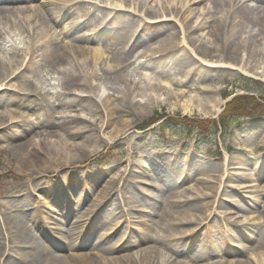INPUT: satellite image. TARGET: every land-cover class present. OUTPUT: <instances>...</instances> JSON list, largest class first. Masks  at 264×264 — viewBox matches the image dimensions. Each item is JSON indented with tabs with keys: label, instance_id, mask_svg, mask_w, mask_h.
<instances>
[{
	"label": "rangeland",
	"instance_id": "1",
	"mask_svg": "<svg viewBox=\"0 0 264 264\" xmlns=\"http://www.w3.org/2000/svg\"><path fill=\"white\" fill-rule=\"evenodd\" d=\"M121 1L123 0H58L57 2H60L64 8L63 12L61 10L60 22L57 26L52 21L49 22V19L47 20L49 29L39 32L34 28L35 25H39V20L34 19L36 14L34 17L33 15H18L17 23L26 27L27 30L11 32L8 26L7 30L0 33V74H3L4 71L8 72L5 67L6 63L11 64V68H13L12 63L16 59H24L20 69L30 66L22 78L24 81L22 84L33 81L36 91V93L27 95L26 90H19L16 86L10 85L13 82L10 81V77L6 78L7 80L2 85L9 91L5 94L22 93L24 97H20L22 98L20 100L32 101L24 113L16 114L19 115L14 120L9 119L16 111L12 110L14 107L8 105L10 103L7 101L0 104V228L2 227L0 244L4 249L16 244L22 246L30 243L37 246V242L38 244L44 242L41 230H39L41 222L37 218L33 220L32 215L36 217V214H42L44 221L49 218L54 221L56 218L63 224L62 220L65 218L63 215H59V212L68 205V202L70 204L73 200V206L77 209L87 207L91 192H94L93 194L101 193L111 174L113 177H119L120 171H126V174L119 183V192L113 195L119 206L121 199L126 200L131 196L135 200H151V197L140 194L138 189L131 190L130 193L132 185L129 183L131 182H126V178L132 175L137 176L138 179L146 177L148 180L147 175L150 174L151 181L153 177L157 184L161 183V186H165L162 191L169 192L173 189L176 192L179 190L178 187L180 190L188 191L189 189V195L192 197L208 196V200H213V202L210 201V204L214 208H217L218 203L221 202L222 205L217 211L221 212L227 209L232 212L230 215L236 217L238 226L249 223L264 224L263 218L259 219L260 213H263L261 212L262 202H256L257 195L264 201L260 194L264 190V116L231 120L229 128L222 130V134L218 133L217 135L219 145L213 143L211 148L207 144L197 146V143L203 139L199 136L201 130L197 128L188 132L182 128L162 132L157 128L159 124L156 127L151 126V128L139 126L144 119L149 118L155 112H165L177 117L180 114V116L212 119L217 112L207 114L202 107L207 109V104L213 99H217L219 107L222 108L226 100L235 94L251 89L256 93L260 92L257 89L260 85L249 78L264 82V0L259 2L249 0L247 2L254 11L248 15L250 16L248 20L236 27L235 35L232 34L228 25L225 26L230 21L227 16V11L231 10L230 5H225L224 8H214L213 4H217L218 0H200L199 3H196L194 6L212 10L211 15L201 17V21L206 23L205 33L211 37V42L200 41L202 46L200 42H197L193 46L196 52L183 41V35L180 32L181 13L179 17H175V20L157 17L145 20L146 17L142 18L136 12L110 9H114V6L111 5L113 2ZM95 5L100 9H110H105L106 13L113 11L112 14L106 15L107 20L114 16L112 21L123 22V25L103 29L102 19L104 16L101 15L102 19L96 17L89 23L76 25L67 34L66 30L73 24L85 22L83 17L79 19L80 15ZM52 6L54 11L59 13V6ZM48 7L43 14L47 12ZM6 16L10 17L8 14ZM195 24L191 23V25ZM102 29L101 39L105 46L117 48L111 52L110 56L121 58L120 60L124 64H131L135 61L131 68L120 71L119 79H117L113 74L108 73L101 63L93 64L92 62L93 65L88 63L86 67L82 68L85 70L84 74L87 75V71L92 68L96 69L99 74L98 79L90 78L88 87L74 85L67 80V76H58L55 62L62 59L60 54L63 53V46L69 54L75 53L72 48L84 46L86 43L85 40L79 38L88 32H94L84 37L91 41ZM142 29L147 33L160 32V34L153 38L145 36L138 41V46L132 53L126 55L123 52L122 54L120 50L129 49L137 39L136 32H140ZM171 32L177 34L174 52L156 57L159 61L151 63L149 68L145 64L148 57L138 58L140 53L145 54L146 50L153 46L155 40L161 39L162 36L166 38V35L168 36ZM194 36L196 37L197 33ZM19 52L21 55L15 59L14 54ZM78 55L74 54L73 56L77 57ZM185 57L188 58L184 60ZM182 61H190V65L180 68L179 63ZM16 64L18 65V62ZM186 68L192 73L189 77H184L181 73ZM153 69L165 73L176 72L179 82L176 83L177 87L174 92L177 96L168 97L162 92H154L147 86V83L156 74ZM80 80V82H85L84 77H81ZM7 82H9L8 85ZM208 83L215 85L218 90L207 92L200 89L202 84ZM135 87L138 88V91L134 89L138 93L135 98L130 99L131 104L123 102L124 111L121 115L119 112L115 116L112 115L111 112L103 108L101 101L100 104H88L90 97L99 101L103 94L116 95L121 89L130 92ZM192 87L198 88V93ZM262 88L264 91V87ZM2 92L0 91V98L4 95ZM154 95L157 100L153 104H144L145 100ZM193 99H200V106L191 102ZM112 100H114V104L117 103L114 97L111 98ZM189 104L190 108H187ZM5 117V121H8L2 124ZM78 117L86 119L88 123L80 122L77 120ZM63 121L65 122L62 124ZM27 122L33 123V127L22 137H16ZM69 126L74 128L68 131ZM74 130H80L82 134L72 133ZM213 131L212 127L206 129V133L212 136ZM52 135L54 136L51 137ZM58 139L65 143V160L62 159V155L56 154L52 146L53 140ZM73 141L83 144L84 147V149H78L75 158L71 153ZM25 142H30L32 147L37 148L36 164L40 166V173L34 171L35 173L30 174V167L26 165L21 152L14 147L16 144ZM108 149L110 150L105 157H99ZM174 160L175 162L171 164ZM169 164L172 166L170 167ZM141 165H143L142 168L139 167ZM242 166L245 168L240 169ZM130 168L132 173L129 175ZM224 168L225 170L228 168L234 175L228 177ZM122 181L124 182L122 183ZM208 185L215 186L216 190L206 189ZM87 190L88 200L84 203L80 201L81 204H79L77 197ZM154 190L157 189L151 188L147 192H157ZM166 197L168 199L169 195ZM43 200L49 206L48 208L42 206L41 201L43 202ZM4 202L12 204L13 209L20 208L18 212L13 211L11 214L21 216L30 231L26 228H18L17 232L9 231L8 236L4 228L5 218L2 215L7 214L8 217L11 215L1 207ZM150 202L156 203L157 208H161V202L156 199H152ZM234 203H238L242 208L236 209ZM22 204L25 206H21ZM149 204L146 202L145 207L150 206ZM137 206L144 207V205ZM170 208L171 210L175 209V204H171ZM109 209H111V205L105 211L111 213ZM119 210L122 215L109 222L117 223V228H120L122 224L126 226L124 213H129L121 208ZM204 210L207 214L211 213L208 207ZM101 214L103 213L100 212L97 215V218L99 216L98 220L96 218L97 222L100 221ZM146 214L148 215V213ZM129 215L132 216L130 219L133 223L129 221L125 230L118 229L120 234L117 237H120L125 231L130 234L132 225H137L139 229L142 228L137 221L139 220L137 214L130 213ZM149 216L151 215H148L147 218ZM109 223L106 221L103 225L96 227L98 229L97 236L110 227ZM216 224L217 219L214 218L211 224L214 229L217 228ZM93 225L89 227L90 231H84L82 239L86 244L84 249L92 248V251L97 252V250H93V245H87V235L92 233ZM32 226L36 227L34 233L31 230ZM199 227H202V224ZM218 228L221 232L219 236L208 237L206 234V244L213 246V249H205L200 234L186 239L179 238L173 242L174 247L177 244L186 247L182 254L171 248L163 249L167 258L172 255L170 264H179L180 261L181 264H209L212 261L223 260L220 257L222 253H218L221 250L220 245H222L219 241L229 244L230 238L233 237L227 238V233L223 231L222 227ZM159 230L158 232H162V234L167 233L163 227H159ZM172 232L170 230V234ZM44 234L47 237V232ZM226 238L227 240H225ZM156 241V237L153 236L148 244L156 243ZM68 250L54 249L53 254H62L63 257H66L69 254ZM23 253L26 259H31L29 253ZM243 259L257 261L258 258L249 253ZM17 264L28 263L18 260Z\"/></svg>",
	"mask_w": 264,
	"mask_h": 264
},
{
	"label": "bare ground",
	"instance_id": "2",
	"mask_svg": "<svg viewBox=\"0 0 264 264\" xmlns=\"http://www.w3.org/2000/svg\"><path fill=\"white\" fill-rule=\"evenodd\" d=\"M57 1H0V4H5L0 6V33L4 32V30H7L8 26L11 32H15L17 30L23 32L27 30L26 27H23L22 25L17 23L18 19L16 18H18V15H33L34 17V14H36V17H34V19L36 18L37 21L39 20V25H35L34 28L38 29L39 32L40 30L49 29V22L51 21L55 24V26H57L60 22L59 17L61 10L63 12L64 8V6L60 5V2ZM199 1L200 0H123L121 2H113L111 5L114 6V9H110L116 11L125 10L128 12H136L140 17H146L145 20L152 19L153 17L175 20V17H179L181 13L182 18L180 23V32L183 35V41L187 45H189L194 52H196L193 46H195L197 42H211V37H208L205 33L206 23H203L201 21V17H205L208 14L211 15L212 10L206 7L194 6L196 3H199ZM248 1L249 0H218L217 4H213L214 8H224L225 5L231 6V10L227 11V16L229 17L230 21L229 23H226L225 26H229L233 35H235L237 32L236 27L248 20L250 17L248 15H251V12L254 11L252 9L253 7H250L247 4ZM252 1L259 2L261 0ZM51 5L59 6V13L54 11V7H51ZM47 7L48 9L45 13L47 14V16L44 17L45 14H43V12ZM105 9L110 10L108 8ZM105 9H100L99 7H97V5H95L92 8L85 10V13H83V15H80L79 17V19L83 17L85 22L80 24H73V26L66 30V33H70V31L76 25L79 26L81 24L89 23L96 17L102 19L101 15L104 16V18L102 19L104 24L103 29H108L110 28V26L116 27L118 25H123V22L121 23L119 21H112L114 20V16L113 18L111 17L109 20H107L108 17L106 15L112 14L113 11L106 13ZM6 14H8L10 17L6 16ZM49 19L50 21L47 22V20ZM252 19L254 21V16L252 17ZM192 22L196 24L191 25ZM63 29L65 30V27H63ZM103 29L98 33L96 38L91 41L90 39H85L84 37L91 35L94 32H88L87 34H85V36L79 38L80 40H85L86 43L84 46H78L75 49L72 48L75 53L72 52L71 54H69L68 50H66V48H64L63 46V53L60 54L62 55V59L55 62V68L57 70L58 76H67V80L71 81L74 85L88 87L90 78H99V74L94 68H92L90 71H87L89 75L84 74L85 70L82 68L86 67L88 63H101L102 67L108 73L113 74L117 79H119L120 71L125 69L128 70L129 67L131 68L132 64L135 61H133L131 64H124L120 60L121 58L110 56L111 52L114 49L117 50V48L105 46V43L101 39ZM188 30H191L192 32L189 33ZM136 33L137 36L135 37L137 39L135 43H133L129 49L125 48L124 50H120L122 54L123 52L126 55L132 53L138 46V41H140V39L144 38L145 36L153 38L155 37V35L160 34V32L147 33L143 29L140 32ZM196 33L197 36L195 37L194 34ZM176 36L177 34L175 32H171L170 34H168V36L166 35V38L162 36L161 39L155 40L153 46L148 48L145 54L140 53L138 58L144 59L148 57L147 61H145V64L150 68L151 63L159 61L158 59H156V57L168 55L174 52L177 43ZM200 44L202 46L201 42ZM56 53H58V50H56ZM74 54L79 55L77 57H74ZM20 55V52L14 54V58L16 59ZM187 58L188 57H185L184 60H186ZM23 61L24 59H16L14 63H12L13 68H11V64L6 63L5 67L7 68L8 72L6 73V71H4L2 72L3 74H0V91H3L2 94L4 93V95L0 98V104L7 101V103H10L8 105L14 107L12 108V110H16L10 116V120L17 119L16 116H18L19 114H16L18 112L20 113V115L24 113L25 110H27L28 107L32 104V101L20 100L22 99L20 97H24L22 93L15 94L14 92H11L10 94H5V92H9L7 88H3L2 86L7 80L6 78L10 77V81H13L10 83V85L16 86L19 90H26L27 95L36 93L35 84L33 83V81L27 84H22L24 82L22 81V78L25 76L26 70L30 66L28 65L25 68L20 69ZM16 62H18V65H15ZM32 63H34V61H32ZM187 65H190V61H182L181 63H179L180 68ZM187 68L183 72H181L184 77H189L192 74ZM153 70L156 72V74L151 78L149 83H147V86L154 92H162L168 97L171 95L177 96L174 92L177 87L176 83L179 82L177 81L179 80V77L176 75V72L165 73L160 70ZM81 77L85 78V82H80ZM9 82H7L6 84L8 85ZM134 89L138 91V88L135 87L132 88L130 92H125L123 89H121L116 95L110 93L103 94L102 99H100L99 101H96V99L90 97V101L88 102V104H100L101 101L103 108L108 110V112H111L112 115L115 116L118 112L120 113L119 115H121L124 111L123 102L131 104L132 102H130V99L132 97L135 98V95L138 93ZM192 89H194V91L198 93V88L192 87ZM200 89L207 92H216L218 90V88L212 83L202 84V86H200ZM112 97L117 100L116 104H114V100L111 101ZM156 100L157 98L154 95L153 97L145 100L144 104L148 103L149 105H151ZM191 102L197 103L200 106L201 100L193 99ZM187 106V108H190V104ZM202 109L205 110L207 114L216 113L220 110L219 101L217 99H213L210 103L207 104V109L203 107ZM5 119L6 117L4 118V122H2V124L8 121H5ZM77 120H79L80 122L88 123L86 119L81 117H78ZM64 122L65 121L61 123L63 124ZM32 127L33 123H25L24 127L21 128L20 133L16 137H22L23 134L30 130V128ZM72 128L74 127L69 126L68 131H70ZM55 132L58 133L57 131ZM72 133L82 134V131L74 130ZM54 135H52L51 137H53ZM52 146L55 149L56 154L58 156L62 155V159L65 160V143L61 142L59 139L55 141L53 140ZM14 147L21 152V156L25 160L26 165L30 167L29 169L31 171L29 173H40V166L36 164L37 148L32 147V144L30 142H25L19 145L16 144L14 145ZM71 147L72 151H70L73 158L77 156L78 149H84L83 144L81 145L76 141H73ZM70 159L72 158L70 157ZM173 162H175V160L172 161L171 164H173ZM169 166L171 167L172 165L169 164ZM139 167L142 168L143 165ZM243 168L245 167L242 166L240 169ZM131 170L132 169L130 168L128 173L129 175L132 173ZM226 172L228 174V177L234 175L229 171L228 168L225 170V173ZM125 174L126 171H120L119 177H113V175L111 174L109 180H107L104 185L103 191L97 194H93L94 192H91V198H89V200L87 196L88 190L80 193L79 197H77L79 204L84 203L86 202V200H88L87 207L83 209L74 208L73 200L70 204L68 202V205L64 206L65 209L62 208V211L59 212V215H63V217L65 218L64 220H62L63 224H61L56 218L54 219V221H52L51 218L47 220L45 219L44 221L42 214H36V217L35 215H32L33 220L34 218H37L41 222L39 230H41V235L44 238V242L40 244H38L37 242V246L29 243L22 245V247L16 244L14 246H7L8 248L6 249H4V247L0 244V264H17L18 260H23L28 264H170L169 261L172 260V255H169V257L167 258V255L163 249L169 250L171 248L174 251L182 254V251L185 250L186 247H182L178 244L176 245V247H174L172 245L173 242L177 241L179 238L186 239L199 234L202 235L205 249H213V246H210L208 243L206 244V234L208 235V237H215L216 235L219 236V234H221L218 228L219 226H221L223 231L227 233V238L229 236L233 238H230L229 244L223 241L225 245L221 240L219 241L222 245H220L221 250L218 253H222L220 257L223 258V260L218 262L212 261L209 264H264V224L259 223L260 225H254L253 223H249L243 226H238L236 217L230 215L232 212L227 209L221 212L217 211V209L222 205L221 202L218 203L217 208H214V206L210 204V201L213 202V200H208V196L203 195L200 198L192 197L189 195V189L188 191L180 190V188L178 187L177 189L179 190H177L176 192L173 189H171L169 192L162 191V189H165V186H161V183L157 184L153 177L151 178V181L150 174L147 175V177L149 178L148 180L146 179V177L144 179H138L137 176L132 175L131 177L126 178V182H131L129 183L132 185L130 193L131 190L138 189L139 191H137L140 194L146 197H151V200H135L133 199V196H131L126 200L121 199V205L119 206L118 202L115 201L113 195H116V193L119 192L118 186L121 180L124 178L123 176ZM123 182L124 181H122V183ZM151 188H156L157 190L154 191L157 192H147ZM214 188L215 186L212 185L206 186V189L215 191L216 189ZM260 194L262 198H264V190ZM166 195H169L168 199ZM258 196L259 195H257L256 202H262L261 206L263 207L261 210V212L263 213H260L259 219L263 218L264 221V201L261 199V197ZM152 199H156L157 201L161 202V208H157L158 205L156 203L150 202L152 201ZM80 201L82 202L80 203ZM146 202L150 203V206H147V208L145 207ZM41 204L44 208L49 207L45 203V200H43V202L41 201ZM171 204H175L176 208L171 210ZM234 204L236 209L240 210L242 208L238 203ZM109 205H111V209H109L111 210V213H107L105 211L109 208ZM137 205H144V207H139ZM21 206L24 207L25 205L22 204ZM1 207L5 209L6 213L8 212L11 215L10 217H8L7 214L2 215L5 218L4 228L8 236L9 231L17 232L18 228L28 229L26 227L27 223L23 221L21 216H19L18 214H11L13 211L18 212L20 208L13 209L12 204L8 202L2 203ZM124 207H126L127 209L125 210ZM207 207L209 208V210H211V213H213L212 216H210L211 213H205L204 209H206ZM119 208H121V210L129 212L127 214L124 213V222H126L128 225L129 221L130 223H133V221L130 219L132 218V216H130L129 214L136 213L137 218H139V220L137 221L139 225L142 226V228L139 229L137 225H132L130 234L125 231L120 237H117L120 234L118 233V229L121 228L125 230L127 226V224L126 226L122 224L120 228H117V223H109L112 219L122 215V212L119 210ZM100 212H102L103 214H101L100 221L97 222V220L99 219V216L97 218V215H99ZM146 213L151 216L147 218L148 215ZM214 218L217 219V224L215 226L217 228L215 229L211 225L214 221ZM106 221H108L110 227L105 229L104 233L97 236L98 229L96 227L103 225ZM90 224H94L93 226L95 228L93 227V229L91 230L92 233L87 235V245H93V250H97V252L92 251V248L87 250L84 249V247H86V244L82 239L83 236L81 235V233L82 230H84ZM200 224H202V227H199ZM159 227H163L167 231V233L162 234V232H158L160 231ZM35 228L36 227L34 226H32L31 228L33 233ZM0 230H2V227L0 228ZM170 230L173 231L171 234ZM87 231L90 230L88 229ZM44 232H47V237H45ZM153 236H155L157 239L156 243L148 244L150 243V238ZM227 238L225 240H227ZM54 249H69V254L66 257H63L62 254H53ZM23 252L29 253L31 259H26ZM249 253L252 254V256L257 257V261H249L248 259L244 260L243 258H246V254L249 255ZM179 264H181V261L179 262Z\"/></svg>",
	"mask_w": 264,
	"mask_h": 264
},
{
	"label": "trees",
	"instance_id": "3",
	"mask_svg": "<svg viewBox=\"0 0 264 264\" xmlns=\"http://www.w3.org/2000/svg\"><path fill=\"white\" fill-rule=\"evenodd\" d=\"M260 85H264L260 81H256ZM264 115V92L258 97L255 95H238L226 104L225 110L220 115L219 120H204L190 117L176 118L167 114H156L144 120L140 127H149L161 119L165 118L161 124V129L183 127L191 129L198 126L205 130L207 125H211L218 130V126L227 127L230 119L235 117H256ZM207 138V137H206Z\"/></svg>",
	"mask_w": 264,
	"mask_h": 264
}]
</instances>
